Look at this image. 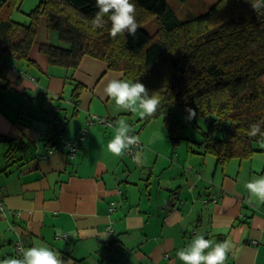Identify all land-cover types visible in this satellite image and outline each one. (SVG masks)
<instances>
[{"label":"crops","instance_id":"1","mask_svg":"<svg viewBox=\"0 0 264 264\" xmlns=\"http://www.w3.org/2000/svg\"><path fill=\"white\" fill-rule=\"evenodd\" d=\"M15 3L1 17L27 25L29 16L12 17ZM56 41L42 15L27 58H0L9 63L0 87V259L19 256L20 241L46 244L65 264H182L177 252L203 233L234 242L225 264H264V204H250L244 186L264 175V149L218 163L203 139L178 129L172 138L162 116L118 109L104 89L111 78L130 81L123 71L87 54L75 67L49 63L40 44ZM92 114L110 124H88ZM119 119L141 138L142 166L135 153L108 151ZM73 141L75 150L64 145Z\"/></svg>","mask_w":264,"mask_h":264},{"label":"trees","instance_id":"2","mask_svg":"<svg viewBox=\"0 0 264 264\" xmlns=\"http://www.w3.org/2000/svg\"><path fill=\"white\" fill-rule=\"evenodd\" d=\"M15 2L1 0L0 13ZM132 2L139 28L135 36L116 38L107 16L104 27L93 28L96 0H40L27 25L0 15V58L4 52L27 58L44 15L57 40L40 44L49 63L75 67L85 54L98 57L159 97L153 117L162 116L172 138L178 129L173 110L193 108L208 122L203 145L218 163L252 154L264 139L249 134L253 123L264 121V9H253L256 0H218L205 13L180 20L168 0ZM147 17L157 20V35L142 27ZM2 59L0 87L7 66ZM158 65L166 66L165 75Z\"/></svg>","mask_w":264,"mask_h":264},{"label":"clouds","instance_id":"3","mask_svg":"<svg viewBox=\"0 0 264 264\" xmlns=\"http://www.w3.org/2000/svg\"><path fill=\"white\" fill-rule=\"evenodd\" d=\"M98 11L92 19L93 28L104 27L105 16L111 22L110 36H135L139 25L136 21V5L132 0H96ZM254 10L264 9V0H256L252 4ZM105 94L110 97L118 109L138 113L141 118L153 116L160 107V99L150 95L146 86L139 82H132L120 78H111L105 86ZM187 119L196 117V110L186 108ZM130 124L125 119L116 121L114 136L110 139L107 148L115 157H122L132 149L139 147L141 138L131 134ZM249 134L253 137H264V121L253 123ZM133 160L137 166L144 163L142 151L135 152ZM249 193V203L253 201L264 204V175L249 180L245 185ZM236 246L231 239L214 242L206 239L203 233H197L191 242L177 252L182 264H225L229 253L234 252ZM19 256L4 257L0 264H65L62 254L46 244L31 247H20Z\"/></svg>","mask_w":264,"mask_h":264},{"label":"rangeland","instance_id":"4","mask_svg":"<svg viewBox=\"0 0 264 264\" xmlns=\"http://www.w3.org/2000/svg\"><path fill=\"white\" fill-rule=\"evenodd\" d=\"M17 3L21 4V8L18 12H14L12 16L16 20L27 21V13L38 4L40 0H16ZM21 1V2H20ZM1 2V0H0ZM169 4L176 13V16L180 20L195 17L197 15L205 13L210 7L217 5L218 0H185L180 2L178 0H168ZM26 12V13H25ZM220 17V16H219ZM147 20L142 23V27L150 34L157 35L159 25L155 17H147ZM166 66L158 65L157 70L159 74L165 75ZM165 71V72H163ZM163 79V78H159ZM69 94L67 91L65 95ZM176 120H178V130L181 135L191 136L194 140H201L204 138V132L208 129V122L202 115H196L195 118L188 120V113L181 107H176L173 110ZM256 147L264 149V139L258 143H255Z\"/></svg>","mask_w":264,"mask_h":264},{"label":"built area","instance_id":"5","mask_svg":"<svg viewBox=\"0 0 264 264\" xmlns=\"http://www.w3.org/2000/svg\"><path fill=\"white\" fill-rule=\"evenodd\" d=\"M5 64H8V63L6 62ZM95 122H106L107 124H110V121H108V120L106 121L105 117L98 116V115H95V114L90 115V117L88 118V124H93ZM131 134L135 135L133 132H131ZM76 144H77V141H73V142H67L64 145L67 146L70 150H75L76 149ZM141 146H142V142H140L139 147L132 149L131 152H129L128 154L129 155H133ZM57 149L58 148H50L48 150V153H52L53 151H56ZM212 198H213V201H216V196L215 195H212ZM204 201H208V199H204ZM5 209H6V207L4 205V202L2 201V198L0 197V210H5ZM20 247H23L21 242L20 241L16 242L15 246H14V250L18 254H20L19 253V248Z\"/></svg>","mask_w":264,"mask_h":264}]
</instances>
